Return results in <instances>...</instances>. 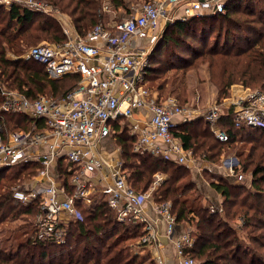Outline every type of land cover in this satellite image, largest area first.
<instances>
[{"label": "trees", "instance_id": "trees-1", "mask_svg": "<svg viewBox=\"0 0 264 264\" xmlns=\"http://www.w3.org/2000/svg\"><path fill=\"white\" fill-rule=\"evenodd\" d=\"M39 1L57 11L67 12L80 36L86 35L95 24L103 23L101 8L104 3L122 8L128 3V0ZM229 8L230 11H236L235 6L227 5L225 12L212 21L206 16L190 17L169 23L164 30L177 27V31L194 34L193 38L203 45H207L212 32L217 30L206 55L211 56L208 61L211 65L221 64L223 77L219 90L222 92L224 88L229 89L236 84V80H241L245 87L254 85L263 90L264 13L259 12L256 16L260 29L252 27L256 39L246 36L234 38L235 35L229 29L244 28V24L230 17ZM247 10L250 11L247 14H252L254 9ZM162 36L160 34L159 37ZM42 39L54 43L66 39L61 25L52 15L17 4L9 8L0 5V83L8 89L24 93L29 100H34L39 94H54L59 86L57 81L47 76L40 64L19 57L28 46ZM191 48L194 47L189 45L187 50L193 54ZM8 53L13 54L14 58L7 56ZM148 58L162 62L159 53L149 54ZM172 58L176 59L177 56ZM165 61L156 70L176 66L175 63L169 64V57ZM151 68L146 75L148 87L162 95L152 88ZM161 86L158 83L156 88ZM2 103L3 98L0 96V106ZM5 115L6 119H0V125L4 128L13 120L27 123L26 130L30 128L33 119L24 113ZM218 124L226 133L225 140L214 135L209 122L203 117L179 123L173 135L185 149L198 152V156L211 162L225 151L227 147L224 146L245 140L255 143L247 152H242L241 147L237 151L240 167L236 170L251 173V180L247 184H231L221 176L212 178L209 183L222 197L223 212L217 209L211 211L209 205L202 202L203 193L195 188V183L187 175L189 167L185 164L161 155L134 152L132 146L135 137L130 135L127 128L121 131L116 128L110 137L121 149L122 172L127 184L136 192H145L156 172L166 174L154 190L153 199L157 202L169 200L174 207L176 220L179 223H192V236L195 240L190 254L197 260V264H264V141L260 140L264 137V127L236 128L229 116L221 117ZM113 125L117 126V122H113ZM256 134L259 136L256 137ZM57 164V178L70 192L69 177L75 167L61 159L57 160ZM39 169V162L31 159L5 165L0 169V224L7 222L0 227V264H138L140 256L132 250L131 242L142 235V226L133 222H118L115 212L102 197L90 205L76 202L81 217L71 219L66 224L65 243L58 245L39 238L34 217L40 208V197L22 203L12 196V188L24 177L33 178ZM240 218L244 228L248 229V241L243 236L239 237L233 228L236 224L234 220Z\"/></svg>", "mask_w": 264, "mask_h": 264}, {"label": "built area", "instance_id": "built-area-1", "mask_svg": "<svg viewBox=\"0 0 264 264\" xmlns=\"http://www.w3.org/2000/svg\"><path fill=\"white\" fill-rule=\"evenodd\" d=\"M227 2L147 0L134 7L128 16L107 25L95 24L84 36L61 23L66 36L64 42L37 43L19 56L40 64L52 80L73 79L69 88L54 94H39L34 100L0 83L3 98L0 117L3 112H19L33 118L28 130L11 127L8 131L0 125V169L22 160L39 162L40 169L29 185L12 188L13 198L22 203L40 197V208L34 217L39 238L58 245L65 243L66 224L81 217L76 202L90 205L102 197L118 222L142 226L143 233L137 243L149 247L154 264H165L157 223L145 208L148 201L164 222V233L173 243L176 263H198L190 254L195 239L190 231L180 228L172 203L153 199L154 190L163 180L161 172L154 174L150 187L143 193L127 184L120 159L114 166L110 164L111 181L97 179L96 171L104 166L98 141L111 133L112 123L118 118L129 117L136 109L144 108L149 113V123L135 138L132 150L184 164L192 150L183 147L173 130L194 116L202 115L221 140L226 138L218 124L223 116L231 117L236 128L264 127V92L237 85L204 113H193L174 96L158 95L149 89L147 52L132 45L133 40L146 36L154 40L161 23L224 13ZM12 4L52 16L56 10L39 0H0L5 8ZM58 159L75 167L69 177L70 192L57 178ZM227 178L241 181L243 175L230 167Z\"/></svg>", "mask_w": 264, "mask_h": 264}, {"label": "rangeland", "instance_id": "rangeland-1", "mask_svg": "<svg viewBox=\"0 0 264 264\" xmlns=\"http://www.w3.org/2000/svg\"><path fill=\"white\" fill-rule=\"evenodd\" d=\"M144 1L145 0H128V5L130 6L134 4L136 6L137 4L140 3L142 4ZM227 5L236 7L235 12L230 11L229 8L230 12L229 11L228 12L230 13V17L240 22H243L244 24V28L240 27L237 29L235 28L229 29L231 33L235 35L234 38L246 36V37H251L252 39H256L257 38V36L255 35L256 32L255 30H253V28L260 29V24L257 22L256 16L257 13L259 12L264 13V0H228ZM250 8L254 9L253 13L247 14L250 12V11L248 12L247 9ZM126 10L127 9L125 8H121V11L127 12V15H125L124 13L122 14L128 16L131 10H127V11ZM53 13L55 14L53 15V17L59 22V24L62 23L65 27H68L70 31L76 32L73 27L71 17L67 12L55 10L53 11ZM218 15L219 14L211 16L209 20L212 21ZM224 23L226 22L224 21ZM165 27L166 24L160 30H156L153 36V37L156 36V38L154 40H152L151 38L150 42H148V40H142L141 38L135 39L137 41L135 43L138 47L145 48L147 52L146 57L148 59V65L150 67H153L151 68L153 70L151 72L152 73L151 78H153L152 80L153 82H150L152 84V88L158 90L159 91L158 93H161L162 96H167V95L174 96L177 99V102L182 107L190 110L193 113H198V114L204 113V111H206V109L212 106V104L219 102L221 99H223V97L227 96L226 93L228 87L226 89L224 88L222 92L221 90H219V83L221 82L220 80L223 77V75L221 74V64L211 65L209 63L211 56L206 55V51L211 46L216 36V33L218 32L217 30L212 32L210 38L208 39L207 45H203L199 43L195 38H193L194 34L192 35L190 33H186L185 31H177V27L168 28L164 30ZM193 32L197 33L199 32V30H197V32L195 31ZM160 34H163V36L159 37ZM41 42L54 43L42 39L36 42L35 44ZM238 42H240V40ZM189 45L194 47L190 49L194 51L193 54H191L187 50ZM155 53H159L160 60L162 61L161 63L155 62L154 60L151 61L148 58L149 54L153 55ZM175 55L177 56V58L173 59L172 57H174ZM7 56L12 58L13 54L8 53ZM167 57H169V61H170L169 64L173 65V63H175L176 66L173 67L167 66L169 67L167 70H162V71L156 70L157 68L160 67V65L164 64V61ZM225 76L227 77V74H225ZM72 82L73 79L71 78L70 79L65 78L63 80L58 81L57 83L59 86L57 92H61L62 90L69 88L72 85ZM158 83L162 85L159 89L156 88ZM234 83L236 84H233L231 87H234L236 85L243 86L241 80H236L234 81ZM230 88L228 89V94L231 91ZM249 88L264 92V89L260 90V87L258 86L252 85L249 86ZM152 91L155 92V90ZM6 113H13V112L1 113L0 119L2 120L6 119V115H5ZM16 114H22V113L17 112ZM195 118L198 119L199 117L197 118L196 116ZM26 124L27 123L23 124L22 122L17 123L16 121L12 120L9 121L7 125H5V128L8 131L11 129V127H21L22 129L25 130ZM191 130H193V126H191ZM255 136L258 137L259 134H256ZM260 140L264 141V137H261ZM252 144L255 143L245 140L244 142L239 141L224 146L227 147L225 148V151L222 152L218 156V158H216L215 161L213 162L201 158L200 156H198V152L193 153L192 151L189 161L184 163L186 166L189 167L187 175H189V178L192 179L193 182L195 183V188L197 187L203 193V196L201 198L202 202L204 204H208L211 211H215L217 209L220 212H223L222 211L223 208L221 206L222 197L220 196V194L216 193L209 186V183L212 178L216 179V178H220V176L222 178H227L230 173V167H232L235 173H241L243 175V178L241 181H235L233 178H227V180L231 184L242 185L243 183L247 184L249 180H251L250 171L243 172L240 170L238 171L236 169L240 167V164L238 165L240 157L238 156L237 151L241 147L242 152H247ZM107 148L108 147H106V150ZM111 152L112 150L106 151L105 157L108 158L111 155ZM119 158H121V152L119 154ZM161 173H163L162 175L166 177V174L164 172ZM31 179L32 176L31 178L24 177L21 180V182L15 187H23L24 184L29 185L31 183L30 181H32ZM234 222L236 224H234L235 226H233V228L235 227V230L239 235V237L243 236L245 237V240L248 241V232H247L248 229L244 228L242 218L238 220H234ZM6 223L7 222H3V224L1 223L0 227L5 225ZM11 223H14V221ZM180 226H182L181 229L184 227L186 230L190 231L191 234H193L194 227L192 226V223L181 222ZM81 240L83 239L81 238ZM136 241L131 242V247L132 250L135 251L140 256V259L138 260L139 261L138 264H154V262H152L151 260V254L149 252V249L139 248L136 244ZM169 253L171 254V249Z\"/></svg>", "mask_w": 264, "mask_h": 264}, {"label": "crops", "instance_id": "crops-1", "mask_svg": "<svg viewBox=\"0 0 264 264\" xmlns=\"http://www.w3.org/2000/svg\"><path fill=\"white\" fill-rule=\"evenodd\" d=\"M140 4H137L136 6H139ZM136 6L134 4L129 6L128 3H127L125 9L133 11L134 7H136ZM121 8L122 7H113L109 3H104V5L102 7V10H101L102 13H103V16H104L103 24L107 25V24H110L113 21L119 19L120 17H125V15H127V12L121 11ZM122 13H124L125 15H123ZM206 17H211V16H206ZM165 24H166V26L168 25V23H166V22L165 23H161L159 30ZM151 37L152 36H146L145 38H141V39L142 40H148V42H150L151 41L150 40ZM135 42H137V41L133 40L132 45H136ZM149 68L150 67H148V69ZM195 117L196 116H194L190 120L195 119ZM197 117H203V116L199 115ZM116 122H117V126L113 125L111 133L109 135L101 137V139L98 141V148L100 150L102 158L104 159V166L101 169H99L98 171H96L97 179L105 178L106 181H111L110 172L113 169L112 166L115 165V162H116L117 159L121 160V158H119V154H120L119 153V149H120V147L112 142L111 137H110L111 134L114 133L116 128H118V131H121L124 128H127V131L130 133V135H133L135 138H137V136H139V134L142 132L144 127L148 126L149 113L144 108L136 109L129 117L118 118V120ZM106 147H108L107 150H106ZM111 150H112L111 155L108 158H106L105 157L106 151H111ZM120 152H121V149H120ZM189 159L190 158H188L186 160V162H188ZM110 164L112 166H110ZM161 174H163V173H161ZM162 176H163V178L165 177L164 175H162ZM145 208H146L148 214L150 215V217H152L155 220V222L157 223L158 237L161 240L162 245H163L162 254H163V257H164V263L165 264H177L176 260L174 258V246H173V243L165 236V233H164L165 227H164V222H163L162 218L159 217L155 213V211H154V209H153V207H152L150 202L147 201L145 203ZM181 225H183V224H181ZM179 226H180V224H179ZM181 227L182 226H180V228ZM136 244L141 249H144V248L149 249V247H147V246H143V245L138 244L137 241H136ZM170 249H171V254L169 253ZM149 252L151 254V260H152V262H154L153 261V257H152V252H151L150 249H149Z\"/></svg>", "mask_w": 264, "mask_h": 264}]
</instances>
